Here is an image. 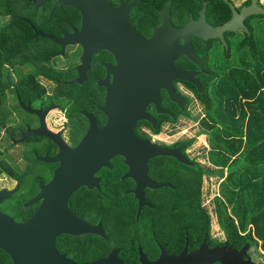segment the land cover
Returning a JSON list of instances; mask_svg holds the SVG:
<instances>
[{"label":"flooded vegetation","instance_id":"obj_1","mask_svg":"<svg viewBox=\"0 0 264 264\" xmlns=\"http://www.w3.org/2000/svg\"><path fill=\"white\" fill-rule=\"evenodd\" d=\"M58 1L0 0V264H21L26 236L52 264H154L203 242L233 247L220 228L188 223L199 199L187 183L202 162L181 128L195 96L186 81L170 84V34L160 30L198 20L204 3L206 22L221 23L199 0ZM222 36L193 34L199 63L174 60L195 73L197 92L223 66ZM131 139L177 155L133 149Z\"/></svg>","mask_w":264,"mask_h":264},{"label":"trees","instance_id":"obj_2","mask_svg":"<svg viewBox=\"0 0 264 264\" xmlns=\"http://www.w3.org/2000/svg\"><path fill=\"white\" fill-rule=\"evenodd\" d=\"M203 1L216 23L230 16L223 0H199V6ZM244 22L247 33L234 41L230 37L235 32H225V61L209 76L204 91L187 83L203 111L196 134L208 148V164L197 170L198 181L188 179L187 193L199 201L187 205V217L196 229L208 230L203 179H221L214 213L226 242L234 248L247 244L264 251V16H247Z\"/></svg>","mask_w":264,"mask_h":264},{"label":"water","instance_id":"obj_3","mask_svg":"<svg viewBox=\"0 0 264 264\" xmlns=\"http://www.w3.org/2000/svg\"><path fill=\"white\" fill-rule=\"evenodd\" d=\"M81 2V3H80ZM105 0H59L55 5H69L74 7L85 6V5H95L100 6L104 4ZM223 2L228 5L230 10V16L222 22L220 25L211 27L204 18L205 3L200 12V18L196 21L190 20L187 24L176 27L173 24H165L160 29L165 28L169 32V59H170V73L169 79L170 84L174 79H179L186 81L197 88V91H200V86L194 79L195 73L179 70L174 67V60L180 56L185 55L190 60L199 63V57L193 52L192 45L190 44L189 38L194 34L203 39L206 38H218L223 44L222 33L223 32H234L237 29L247 30L242 20L249 16H264V8L258 5V0H250V3L247 5H242L239 10H235V7L229 2V0H223ZM169 1L166 4V7L169 5ZM84 14V13H83ZM181 40L182 43L178 41ZM149 96L152 93H147ZM170 98L172 101H176V94L173 91L169 92ZM149 100L142 101V108L144 111L145 104ZM136 117H144L142 112H137ZM125 143V142H123ZM129 146L133 149H148L154 153H170L172 155H177L178 148L172 150H165L164 148H159L158 146L149 143L141 139H131L129 140ZM188 164H191L187 160ZM32 221L26 222V224H21L20 228L28 229L31 227ZM25 225V226H24ZM47 243L44 241L43 245ZM247 244H243L238 249L231 247V245H220L213 248H207L203 242L201 246L191 252L186 254L184 251L181 255L177 257H161L154 264H213L219 262L221 264H256L250 257L242 258V255L245 253ZM60 263H67L64 259L59 260ZM115 260L111 256L101 260H95L87 264H112ZM13 264H18L13 262ZM21 264H52L51 256L44 247H36L35 238L32 236H26V243L24 247H21Z\"/></svg>","mask_w":264,"mask_h":264},{"label":"rangeland","instance_id":"obj_4","mask_svg":"<svg viewBox=\"0 0 264 264\" xmlns=\"http://www.w3.org/2000/svg\"><path fill=\"white\" fill-rule=\"evenodd\" d=\"M229 2L238 6L241 3V0H229ZM260 5L264 7L263 3H260ZM237 36L239 35L235 32L230 38L234 41ZM187 113L188 118L184 121L181 129L185 130V137L189 140L187 143L188 148L193 152H199L202 164H208L206 155L208 148L205 144V140L196 134L199 130L200 119L203 117L202 107L197 100L190 98ZM220 182L221 179L211 178L210 180L203 179L202 183V207L208 213L210 217V226L213 227L212 229L214 231H219L218 228H220L214 213V197L218 196ZM258 252H261V254L264 253L260 247H253L251 249L246 248L244 255L250 257L256 264H264V257Z\"/></svg>","mask_w":264,"mask_h":264},{"label":"crops","instance_id":"obj_5","mask_svg":"<svg viewBox=\"0 0 264 264\" xmlns=\"http://www.w3.org/2000/svg\"><path fill=\"white\" fill-rule=\"evenodd\" d=\"M244 0H241V2H243ZM259 3H263L264 4V0H259Z\"/></svg>","mask_w":264,"mask_h":264}]
</instances>
